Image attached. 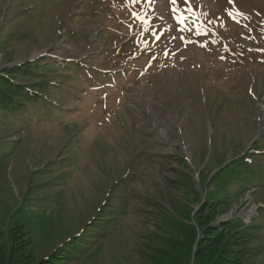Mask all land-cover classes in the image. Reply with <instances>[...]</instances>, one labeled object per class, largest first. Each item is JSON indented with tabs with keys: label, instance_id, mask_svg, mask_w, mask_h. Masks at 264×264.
Instances as JSON below:
<instances>
[{
	"label": "rangeland",
	"instance_id": "1",
	"mask_svg": "<svg viewBox=\"0 0 264 264\" xmlns=\"http://www.w3.org/2000/svg\"><path fill=\"white\" fill-rule=\"evenodd\" d=\"M166 213L264 264V0H0V256L142 264Z\"/></svg>",
	"mask_w": 264,
	"mask_h": 264
},
{
	"label": "trees",
	"instance_id": "2",
	"mask_svg": "<svg viewBox=\"0 0 264 264\" xmlns=\"http://www.w3.org/2000/svg\"><path fill=\"white\" fill-rule=\"evenodd\" d=\"M184 214L190 220V215L187 212ZM195 220L201 229L200 214ZM158 222L159 235L149 240L155 246H144L141 251L139 249L142 264H191L192 259L193 264H238L239 251L242 249L239 242L242 239L235 241L234 236L238 230L233 231L236 226L234 220L214 223L201 236L197 232V226L191 222L184 223L181 216L160 214ZM165 222H168V226ZM21 258L13 257L10 251L7 255L0 256V264H54L51 261L53 257L36 261H24Z\"/></svg>",
	"mask_w": 264,
	"mask_h": 264
},
{
	"label": "snow or ice",
	"instance_id": "3",
	"mask_svg": "<svg viewBox=\"0 0 264 264\" xmlns=\"http://www.w3.org/2000/svg\"><path fill=\"white\" fill-rule=\"evenodd\" d=\"M135 2H138V0H135ZM169 2H170V3H175L176 0H169ZM184 2H185L186 5H190L191 0H184ZM230 2H231V0H230ZM134 15H135V14H134ZM219 19H220V18H217V20H219Z\"/></svg>",
	"mask_w": 264,
	"mask_h": 264
},
{
	"label": "bare ground",
	"instance_id": "4",
	"mask_svg": "<svg viewBox=\"0 0 264 264\" xmlns=\"http://www.w3.org/2000/svg\"><path fill=\"white\" fill-rule=\"evenodd\" d=\"M64 42H65V41H63V40L61 41V45H62V46H65ZM65 47H67V46H65ZM67 48H68V47H67ZM161 123H162V122H161ZM159 126H160V125H159Z\"/></svg>",
	"mask_w": 264,
	"mask_h": 264
},
{
	"label": "water",
	"instance_id": "5",
	"mask_svg": "<svg viewBox=\"0 0 264 264\" xmlns=\"http://www.w3.org/2000/svg\"><path fill=\"white\" fill-rule=\"evenodd\" d=\"M191 264H193V259H192V262H191Z\"/></svg>",
	"mask_w": 264,
	"mask_h": 264
}]
</instances>
